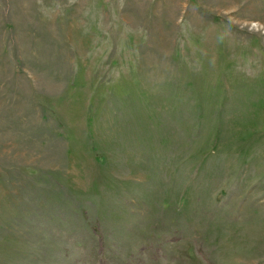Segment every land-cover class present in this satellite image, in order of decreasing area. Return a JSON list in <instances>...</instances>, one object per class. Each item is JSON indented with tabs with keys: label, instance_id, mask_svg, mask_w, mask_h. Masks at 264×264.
Listing matches in <instances>:
<instances>
[{
	"label": "rangeland",
	"instance_id": "374dc122",
	"mask_svg": "<svg viewBox=\"0 0 264 264\" xmlns=\"http://www.w3.org/2000/svg\"><path fill=\"white\" fill-rule=\"evenodd\" d=\"M0 264H264V0H0Z\"/></svg>",
	"mask_w": 264,
	"mask_h": 264
}]
</instances>
